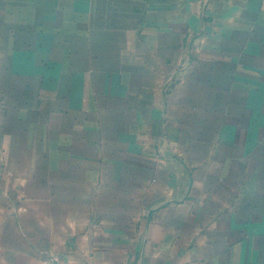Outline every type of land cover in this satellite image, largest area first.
I'll return each instance as SVG.
<instances>
[{"label":"crops","instance_id":"0c3cea01","mask_svg":"<svg viewBox=\"0 0 264 264\" xmlns=\"http://www.w3.org/2000/svg\"><path fill=\"white\" fill-rule=\"evenodd\" d=\"M0 264H264V0H0Z\"/></svg>","mask_w":264,"mask_h":264}]
</instances>
